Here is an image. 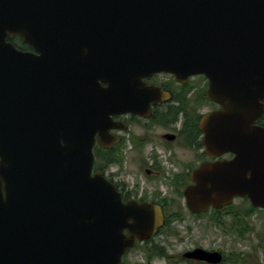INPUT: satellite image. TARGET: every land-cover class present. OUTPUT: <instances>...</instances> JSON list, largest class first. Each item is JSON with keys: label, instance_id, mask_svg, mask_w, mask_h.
<instances>
[{"label": "water", "instance_id": "95a60500", "mask_svg": "<svg viewBox=\"0 0 264 264\" xmlns=\"http://www.w3.org/2000/svg\"><path fill=\"white\" fill-rule=\"evenodd\" d=\"M156 73L208 78L207 153L234 155L192 174L189 209L264 210V0H0V264H124L162 227L159 206L122 202L93 152L112 95L131 100Z\"/></svg>", "mask_w": 264, "mask_h": 264}, {"label": "flooded vegetation", "instance_id": "af4514ba", "mask_svg": "<svg viewBox=\"0 0 264 264\" xmlns=\"http://www.w3.org/2000/svg\"><path fill=\"white\" fill-rule=\"evenodd\" d=\"M7 42L20 52L36 53L18 34L8 36ZM143 82L146 85L140 87L131 100L119 98L116 93L112 95L107 111L109 118L103 129L96 131L93 148L94 171L102 172L116 188L123 203L159 206L164 217L162 227L152 238L137 239L135 246L124 254V264H129L130 255L136 252L144 254L148 263L160 259L157 247L164 248L160 238L175 236L177 241H182L181 228L195 233L196 229L205 231L213 225L226 229L224 226L230 220L241 222L244 209L237 205V201L248 200L236 198L228 206L210 207L203 213H194L188 207L186 191L195 185L192 174L204 163L234 157L232 154L212 157L204 144L205 134L200 129V122L205 115L220 108L207 97L208 78L191 76L182 82L174 74L156 73L143 78ZM5 187L3 182L4 195ZM179 223L185 227L179 229ZM167 228H173L174 233ZM235 232L241 234L240 230ZM124 233L129 235L128 230ZM197 248L218 251L225 260L224 252L196 244L183 251L175 261L197 262L184 257L185 253ZM148 249L152 251L150 255Z\"/></svg>", "mask_w": 264, "mask_h": 264}, {"label": "rangeland", "instance_id": "374dc122", "mask_svg": "<svg viewBox=\"0 0 264 264\" xmlns=\"http://www.w3.org/2000/svg\"><path fill=\"white\" fill-rule=\"evenodd\" d=\"M242 209L250 211L251 204L249 201H237ZM208 220V218H207ZM244 221V226H248L251 231L242 238L240 235L235 234L237 231V222L233 220L228 221L227 226L223 229L217 226H211L207 230L203 231L200 228L193 232H186L181 226L185 227V224L179 223L180 237L182 241H177V237L170 236L169 238H160L163 242L164 248H166L169 259H155L152 263H148L144 254L138 252L130 255L129 264H199V262H191L186 259H179L175 261L176 257H180V254L193 248L196 244L205 245L207 248L220 250L225 253V261L223 264H231L230 260L236 257L238 264H264V248L260 247V244H264V210L256 209L252 210L249 217L243 216L241 222ZM173 227H176L175 224ZM238 227H242L238 225ZM175 229V228H174ZM172 234L173 228L168 229ZM234 230V232H233ZM237 264V263H236Z\"/></svg>", "mask_w": 264, "mask_h": 264}, {"label": "trees", "instance_id": "16d2710c", "mask_svg": "<svg viewBox=\"0 0 264 264\" xmlns=\"http://www.w3.org/2000/svg\"><path fill=\"white\" fill-rule=\"evenodd\" d=\"M257 123L262 125V126H264V113H263L261 119ZM256 209H257L256 207L251 205V210L249 212L245 210V215L244 216L245 217H249L251 212H252V210L255 211ZM238 225H240L242 227H238ZM236 226H237V230L241 231L240 232L241 233L240 236L242 238H244V236H246V234L249 233V231H251L248 226H244V221L243 222H237ZM260 247L264 248V244H260ZM157 248H158V252L160 254V257L162 259H169L166 248H159V247H157ZM147 252H148V255H150L152 251H151V249H148ZM149 259H151V256L149 257ZM239 261H238V259L236 257H234L233 259L230 260L231 264H236V263L238 264Z\"/></svg>", "mask_w": 264, "mask_h": 264}]
</instances>
